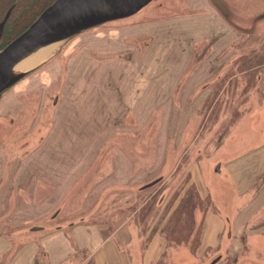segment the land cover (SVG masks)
<instances>
[{
    "label": "rangeland",
    "instance_id": "rangeland-1",
    "mask_svg": "<svg viewBox=\"0 0 264 264\" xmlns=\"http://www.w3.org/2000/svg\"><path fill=\"white\" fill-rule=\"evenodd\" d=\"M223 1L154 0L0 96V264H90L73 232L121 226L141 264L190 189L200 245L148 264H264V0Z\"/></svg>",
    "mask_w": 264,
    "mask_h": 264
},
{
    "label": "water",
    "instance_id": "water-1",
    "mask_svg": "<svg viewBox=\"0 0 264 264\" xmlns=\"http://www.w3.org/2000/svg\"><path fill=\"white\" fill-rule=\"evenodd\" d=\"M152 1L154 0H55L23 33L0 51V96L42 64L25 71L15 70L21 62L47 47L63 44L88 29L130 17ZM211 2L223 16H228L229 9L223 0ZM7 17L0 22V31ZM219 167H216L218 172ZM160 180L161 178L145 185L143 189L154 186ZM58 214L59 212L55 213L53 217ZM42 229L40 226L31 228L32 231ZM220 259V256L215 258L211 264H216Z\"/></svg>",
    "mask_w": 264,
    "mask_h": 264
},
{
    "label": "trees",
    "instance_id": "trees-1",
    "mask_svg": "<svg viewBox=\"0 0 264 264\" xmlns=\"http://www.w3.org/2000/svg\"><path fill=\"white\" fill-rule=\"evenodd\" d=\"M55 0H0V22L5 21L0 31V51L12 40L23 33L40 14ZM14 24V25H13ZM14 29V30H13ZM255 57L247 56V65H254ZM203 205V201L195 189H190L179 201L176 209L164 227L162 234L168 246L190 245L197 249L201 239V224L195 220L196 209ZM216 264H219L216 263ZM223 264V263H221Z\"/></svg>",
    "mask_w": 264,
    "mask_h": 264
},
{
    "label": "crops",
    "instance_id": "crops-1",
    "mask_svg": "<svg viewBox=\"0 0 264 264\" xmlns=\"http://www.w3.org/2000/svg\"><path fill=\"white\" fill-rule=\"evenodd\" d=\"M73 235L76 238L78 236L79 241L84 245L83 248L87 251L86 262L90 264H135L137 259L139 262V256H137L133 249L135 234L128 226L117 228L112 233L105 236L100 242H98V239L100 238L101 232L79 229L73 232ZM153 241H156L157 245L154 247V245L151 244V247L149 246L150 249L148 248V254L145 250L147 246L145 248L142 245L140 255L141 264H144V262H146V264L154 263L157 249L159 250L161 247L163 248V246L166 247L167 245V241L163 235L157 238L155 237ZM158 244L161 246L159 245L160 247H158ZM59 257L61 256L55 255V259H59ZM56 261L57 260H54V262Z\"/></svg>",
    "mask_w": 264,
    "mask_h": 264
},
{
    "label": "bare ground",
    "instance_id": "bare-ground-1",
    "mask_svg": "<svg viewBox=\"0 0 264 264\" xmlns=\"http://www.w3.org/2000/svg\"><path fill=\"white\" fill-rule=\"evenodd\" d=\"M57 48H58L57 45H54V46H50V47H47L46 49L41 50L36 55L30 57L29 59L17 65L15 70L25 71L34 66H37L38 64L49 59L57 51Z\"/></svg>",
    "mask_w": 264,
    "mask_h": 264
}]
</instances>
